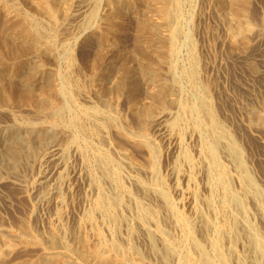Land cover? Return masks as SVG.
<instances>
[{"label":"rangeland","instance_id":"1","mask_svg":"<svg viewBox=\"0 0 264 264\" xmlns=\"http://www.w3.org/2000/svg\"><path fill=\"white\" fill-rule=\"evenodd\" d=\"M41 1L0 0V98H2L1 89L6 90L12 86L17 87L16 90H22L33 84L37 89L36 93L42 97V87L51 81L59 95L55 102L61 113L60 116H56L59 123L52 124L45 117L42 118L41 112L25 102L5 104L3 108L0 107V163H3L0 168V246L5 249L0 264L31 261L39 255L48 254L54 248L55 251L59 250L68 256L75 264H93L91 258L83 257L81 253L101 245L107 251L106 254L103 253L104 257L111 258L115 254L113 257L115 262L123 260L128 264H161L163 260L159 259V252L167 249L172 257L169 254L171 257L169 263L165 261L162 264H202V254L196 248L195 241L198 242L200 239L204 251H210V255L211 247L202 240L199 226L192 219L193 199L196 200L198 212L204 210V214L201 211L199 214L210 216L215 224L222 223L225 214L220 195L222 189L217 190L215 199L213 198L214 203L210 204L208 201L211 196L209 187L220 181L219 172L224 170L228 171L226 176L229 174L230 178L240 174L243 181L246 177L253 179V185L264 198V122H259L264 121V88L261 92L259 90V87H264V78L259 77L263 70L262 65L257 66L258 63L261 64L259 53L264 46V0H171L174 19L170 25L166 24L161 16L159 5L148 0H143L134 10H125L121 16L112 20L113 22L108 18L112 13L110 8L114 0H100L101 2L61 0L65 3V7L67 5V10L63 9L55 19L48 17L43 10H38L36 6ZM33 4L36 6L34 7ZM239 18L243 19L240 24ZM60 22L62 23L59 24ZM249 24L252 25L250 30L246 29ZM36 27L46 36L48 35L50 49L41 54L30 52L24 55L21 51L24 39L19 33L24 28ZM262 37L263 39H260ZM41 46L44 49L47 43L44 41ZM164 52L169 54V64L164 67L170 87V91L164 96L169 104L165 106L166 108L154 98L153 94L158 89L157 83L146 72L147 61L152 60L157 63ZM97 53L102 56L100 62L96 61ZM123 57L126 61L122 59ZM128 59L129 61L131 59L129 63ZM244 77L256 78L259 83L255 89L252 88L250 95L243 89ZM133 79L138 81L137 85L140 88L137 87L138 90L133 91L135 94L127 87L119 86L120 81L129 84ZM233 94H236L237 101L234 100ZM247 97L251 98L250 104ZM134 104L140 108L142 106L150 108L152 117H155L156 113L158 115L165 113L163 122H160L162 128H159L162 132L168 130L170 137H165L158 127L153 128V122L146 123L144 132L143 129H139L141 127L138 128L137 125L140 126V120L138 117H133ZM202 108L207 111L206 115L210 114V116L204 115ZM231 108L232 110H228ZM156 110H160V113ZM210 110L215 113L216 119L221 120V124L225 125V129L228 126L226 134L237 138L234 139L239 143L238 148L241 147L240 156L244 157L242 158L244 163L246 160L245 171L229 160L221 142L218 144L221 147L217 146L218 150L216 149L215 152L216 161L213 160ZM25 115L27 117H24ZM226 117L230 118V121L233 120L230 122ZM260 117L261 119L257 120ZM248 120L253 121L251 129L246 126ZM229 122L232 124L230 125ZM41 128H44L43 134L46 136L45 144L42 146L39 139ZM29 144L35 145L33 156L29 159L25 158L21 165L11 170L9 152L18 145ZM220 148L223 149L221 152ZM48 149H55L54 156L43 159ZM210 151V157H207ZM258 155L262 156V159H258ZM30 158L34 161L29 162ZM176 162L177 167L173 165ZM204 162L205 164L207 162L206 166ZM230 162L235 164V168ZM215 166L219 167L216 169ZM204 168L206 171L203 170ZM217 170L218 173L215 172ZM232 178L229 179L227 176L232 189L243 196L241 194L243 186ZM161 192L167 194L169 200H165ZM253 197L258 200L254 192L244 197L245 204H248L243 213L236 203L234 204L236 207L234 205L231 207V212L235 214L236 224L240 223L239 219L243 217L244 219L249 217L246 221L252 225L256 224L255 227L259 224L260 231L259 227L257 229L264 241V229H262L264 226L261 225L264 224L263 218H259V216L263 217V213ZM101 198L106 203L117 202L115 211L120 218L117 223L108 219V213L97 209ZM217 199L220 201L217 202ZM204 201L207 205H204L206 204ZM202 205L203 207H200ZM147 209L155 213L154 218H157V221L147 215ZM247 212L248 214H244ZM87 214L94 216L93 222L89 224H86ZM180 215L188 218H186L187 225L178 221ZM162 219L170 220L162 222ZM188 222L194 229L191 230ZM161 223H164V226ZM50 224L63 231L61 233L59 230L60 241L57 243L62 244L59 247H56L58 244H51L48 238L45 239L46 236L48 237L46 233L49 234ZM115 225L117 226L114 227ZM97 231L102 237L104 236L103 244L98 240ZM24 232L26 233L23 235ZM150 232L159 235V238L165 235L169 244L156 239V249L151 250L153 247L148 237ZM211 235L210 238L216 237ZM191 237L193 240L197 239L193 241ZM239 240L241 242H238ZM238 241L225 240L223 243L224 250H228L231 245L235 250L236 254L233 252L230 264H237L235 261L238 254L242 255L245 250L242 244L245 242L244 239ZM233 242L235 244L237 242V246ZM164 244L170 247L166 248ZM114 245L122 246V252L117 253ZM103 248L101 249L104 252ZM194 249L198 250V254ZM210 264H214V261Z\"/></svg>","mask_w":264,"mask_h":264},{"label":"bare ground","instance_id":"2","mask_svg":"<svg viewBox=\"0 0 264 264\" xmlns=\"http://www.w3.org/2000/svg\"><path fill=\"white\" fill-rule=\"evenodd\" d=\"M54 1V2H53ZM66 1V0H65ZM87 1V0H86ZM95 1V0H94ZM100 1V0H99ZM143 0H114V2L112 3V8H110V9H112V13H111V15L109 16V18H108V20H110V21H112V20H114V19H116V18H118L119 16H121L123 13H124V11L125 10H130V9H135L137 6H139V4H141V2H142ZM150 3H154V4H157V5H159L158 6V9H159V12H160V14H161V16L163 17V19H164V21H165V23L166 24H169L170 25V23L172 22V20L174 19V12H173V8L171 7V5H170V3H171V0H148ZM101 2V1H100ZM99 2V3H100ZM29 3V2H28ZM27 3V4H28ZM32 3V2H31ZM94 3V2H93ZM17 4V3H16ZM62 4V5H61ZM68 4H69V2H68ZM145 4V3H144ZM34 5V4H33ZM32 5V6H33ZM71 5V4H70ZM94 5V4H93ZM108 5V4H107ZM172 5H173V3H172ZM176 5V4H175ZM36 5H34V7H35ZM99 6V5H98ZM97 6V7H98ZM37 8H38V10L39 9H41V10H43L46 14H47V16L48 17H50V18H56L61 12H62V10L64 9V10H67V5H66V7H65V3L64 2H61V0L59 1V0H42L40 3H37V6H36ZM77 7H78V5H77ZM76 7V8H77ZM147 7V6H146ZM16 8H18V7H16ZM33 8V7H32ZM75 8V7H74ZM80 8V7H79ZM99 8V7H98ZM82 9V8H81ZM96 9V8H95ZM247 9V8H246ZM12 10H13V8H12ZM18 10V9H17ZM32 10V9H31ZM37 10V9H36ZM41 10H40V12H41ZM75 10V9H74ZM80 10V9H79ZM79 10H77V11H79ZM20 11V10H19ZM35 11V10H34ZM76 11V12H77ZM94 10H92V12H93ZM177 11V10H176ZM228 11V10H227ZM235 11V10H234ZM247 11V10H246ZM65 12V11H64ZM96 12V11H95ZM233 12V11H232ZM45 13H43V15L45 14ZM224 13V12H223ZM178 13H176V15H177ZM218 14H220V13H218ZM244 14V13H243ZM90 15V14H89ZM175 15V16H176ZM228 16V15H227ZM246 16H247V14H246ZM245 16V17H246ZM62 17V16H61ZM242 17H243V15H242ZM223 19V18H222ZM59 20V19H58ZM62 20V19H61ZM61 20H59V21H61ZM243 19L242 18H239V24L241 23V21H242ZM51 21V20H50ZM57 21V20H56ZM58 21V22H59ZM117 21V20H116ZM145 21V20H144ZM230 21H232V20H230ZM113 22V21H112ZM173 22H175V21H173ZM62 22H60L59 24H61ZM146 23V22H145ZM247 23V22H246ZM41 24V23H40ZM157 24V23H156ZM232 24H233V22H232ZM244 24V23H243ZM148 25V24H147ZM159 25V24H158ZM149 26V25H148ZM243 25H241V27H242ZM249 27L248 28H246V29H249L250 30V28L252 27V25H248ZM234 27H235V24H234ZM240 27V28H241ZM246 27V26H245ZM173 28V27H172ZM56 29V28H55ZM114 29V28H113ZM234 29H236V28H234ZM252 29V28H251ZM45 31V30H44ZM49 32V31H48ZM173 32V31H172ZM228 32V31H227ZM236 32V31H235ZM13 33V32H12ZM11 33V34H12ZM50 33V32H49ZM48 33V34H49ZM157 33V32H156ZM177 33V32H176ZM258 33V32H257ZM256 33V34H257ZM261 33V32H260ZM10 34V35H11ZM20 36L24 39L23 41H22V44H21V51H22V53L24 54V55H27V54H29L30 52H33V53H35V54H41L42 52H44V51H48L49 49H50V42L48 41V35L46 36L45 34H44V32H42L39 28H24V29H22L21 31H20ZM173 34V33H172ZM15 35V34H14ZM54 35V34H53ZM235 35V34H234ZM260 35V34H259ZM153 37V36H152ZM172 37H174V36H172ZM261 37V36H260ZM264 37V36H263ZM263 37L262 38H260V39H263ZM46 42L47 43V47L46 48H44V49H42V46H41V44H42V42ZM161 41V40H160ZM12 42V41H11ZM10 42V43H11ZM96 42V41H95ZM3 43V42H2ZM13 43V42H12ZM19 43H21V42H19ZM167 43V42H166ZM18 44V43H17ZM96 44V43H95ZM94 44V45H95ZM158 44V43H157ZM20 45V44H19ZM264 45V44H263ZM11 47V46H10ZM14 47V46H13ZM20 48V47H19ZM15 50V49H14ZM91 50V49H90ZM18 51V50H17ZM20 51V52H21ZM94 51V50H93ZM12 52V51H11ZM15 52H16V50H15ZM82 52H84V51H82ZM95 52V51H94ZM172 52V51H171ZM7 53V52H6ZM19 52H16V54H18ZM87 53V52H86ZM131 53V52H130ZM47 54H48V52H47ZM91 54V53H90ZM129 54V53H128ZM4 55V54H3ZM19 55V54H18ZM259 55H260V58H259V61L261 62V64H257V66L258 65H262V67H263V70L261 71V76H259V77H261V78H264V46L262 47V49H261V51H260V53H259ZM11 56V55H10ZM16 56V55H15ZM22 56V55H21ZM38 56H40V55H38ZM161 56V55H160ZM7 57H8V55H7ZM44 57V56H43ZM102 56H101V54L100 53H97L96 54V61L97 62H100L99 60H100V58H101ZM115 57V56H114ZM113 57V58H114ZM117 57V56H116ZM127 57V56H126ZM150 57V56H149ZM152 57H153V55H152ZM34 58V57H33ZM93 58V57H92ZM104 58H105V56H104ZM160 58V57H159ZM30 59V58H29ZM43 59V58H42ZM102 59V58H101ZM123 60H125L126 61V59H124V57L122 58ZM13 60V59H12ZM43 60H45V59H43ZM47 60V59H46ZM52 60H54V58H52ZM84 61H85V59H83ZM107 60H109V59H107ZM170 60H172L171 58H170ZM253 61L252 62H254V59H252ZM255 60H256V58H255ZM87 61V60H86ZM110 61V60H109ZM122 61V60H121ZM124 61V62H125ZM130 61H131V59H130ZM129 61V59H128V63L130 62ZM169 54H168V52H164L163 53V55L161 56V58L159 59V61L157 62V63H154L152 60H148L147 61V63H146V68H147V74L149 73L152 77H153V79H154V81L157 83V87H158V89L154 92V94H153V96H154V98H156V100H157V102L158 103H160L162 106H164V108H166L165 106H167V105H169L168 104V102L164 99V96H165V94L166 93H168V91H170V87H169V83H168V79H167V77L165 76V69H164V67L166 66V65H168L169 64ZM41 62H42V60H41ZM51 62H53V61H51ZM89 62V61H88ZM106 62V61H105ZM173 62V61H172ZM248 62V61H247ZM252 62H250V64H252ZM140 63H141V61H140ZM48 64V63H47ZM95 64H96V62H95ZM99 64V63H98ZM107 65V64H106ZM135 65V64H134ZM8 66V65H7ZM96 66V65H95ZM114 66V65H113ZM4 67V66H3ZM103 67V66H102ZM107 68V67H106ZM135 68H137V66L135 67ZM167 69V68H166ZM258 70V69H257ZM110 71V70H109ZM135 71V70H134ZM145 70H143V72H144ZM102 72V71H101ZM260 72V71H259ZM105 73V72H104ZM138 73V72H137ZM140 73V72H139ZM138 73V74H139ZM167 73H169V72H167ZM173 74V73H172ZM55 75V74H54ZM104 75V74H103ZM122 75V74H121ZM134 75V74H133ZM135 75H137V74H135ZM107 76V75H106ZM129 76V75H128ZM55 77V76H54ZM120 77V76H119ZM145 77V76H144ZM53 78V77H52ZM121 78V77H120ZM142 78V77H141ZM104 79V78H103ZM122 80V79H121ZM142 80V79H141ZM13 81H15V80H13ZM117 81V80H116ZM138 82V81H137ZM137 82H136V80H132L129 84H125L123 81H120V83H119V86L120 87H127L129 90H132L131 92H133V91H136V90H138L137 89V87H138V85H137ZM142 82V81H141ZM256 82V83H255ZM144 83V82H143ZM16 84V83H15ZM149 84H151V83H149ZM243 89H245L246 91H248L249 93V95L251 94V92L253 91V89H255V87L257 86V85H259V83H258V81H257V79L256 78H252V79H249V78H247V77H244L243 78ZM145 86V85H144ZM204 86H206V85H204ZM264 86V85H263ZM10 87V86H9ZM106 87V89H107V86H105ZM119 87V88H120ZM148 87V86H147ZM175 87V86H174ZM1 88V87H0ZM16 88L17 87H10L9 89H1V91H2V98H0V107H2L3 105H5V104H16V103H18L19 104V102H25V103H27L28 105H30V106H32L33 108H35L36 109V111H38V112H41V116H42V118H44L45 117V119H48L50 122L49 123H52V124H57V123H59V121H58V119L56 118V116L58 117V115L60 116V108H58V106L56 105V102H55V99L59 96L58 95V93H57V91H56V89H55V87L53 86V84H52V82L51 81H49V82H47V84L45 85V86H43L42 88V90H43V93H42V97L40 96V95H38L37 93H36V90L37 89H35V87H34V84L33 85H28L26 88H24V89H17L16 90ZM23 88V87H22ZM119 88H118V90H119ZM139 88V87H138ZM142 88V87H141ZM208 88V87H207ZM206 88V89H207ZM253 88V89H252ZM260 89V92H261V90L264 88V87H259ZM140 89V88H139ZM143 89H144V87H143ZM148 89V88H147ZM202 90H203V88H201ZM205 89V90H206ZM242 89V90H243ZM128 90V91H129ZM145 90V89H144ZM208 90V89H207ZM264 90V89H263ZM38 91H39V89H38ZM41 91V90H40ZM67 91V90H66ZM171 91H173V90H171ZM65 92V91H64ZM115 92V91H114ZM153 92V91H152ZM264 92V91H263ZM97 93V92H96ZM134 93V92H133ZM60 95H61V93H59ZM115 94V93H114ZM135 94V93H134ZM208 94H210V93H208ZM247 94V95H248ZM66 95V94H65ZM258 95V94H257ZM62 96V95H61ZM64 96V95H63ZM117 97H118V95H116ZM203 96V95H202ZM232 96V95H231ZM245 96V95H244ZM263 96V95H262ZM110 97V96H109ZM134 97H135V95H134ZM251 97V96H250ZM253 97V96H252ZM259 97V96H258ZM232 98V97H231ZM233 98H234V100L235 101H237V97H236V94H233ZM248 98V97H247ZM255 98V97H254ZM116 98L114 97V100H115ZM240 99V98H239ZM238 99V100H239ZM245 99V98H244ZM249 99V98H248ZM251 99V98H250ZM249 99V104H250V100ZM256 99V98H255ZM258 99V98H257ZM106 100V99H105ZM113 100V101H114ZM203 100V99H202ZM207 100H209L208 98H207ZM110 101H111V99H110ZM152 101V100H151ZM201 101V100H200ZM204 101H206L205 100V97H204ZM244 101V100H243ZM242 101V102H243ZM247 101V100H246ZM260 101H262V99H260ZM209 102V101H208ZM224 102H228V101H224ZM241 102V101H240ZM247 102V103H248ZM255 102V101H254ZM254 102H253V104H254ZM258 102V101H257ZM140 103H142V102H140ZM172 103H173V101H172ZM238 103H239V101H238ZM243 103H245V102H243ZM26 104V105H27ZM59 104V103H58ZM112 104H114V102L112 103ZM111 104V105H112ZM174 104V103H173ZM204 104H205V102H204ZM226 104V103H225ZM135 105V104H134ZM137 105H139V104H137ZM227 105H229V104H227ZM230 105H232V104H230ZM234 105H235V102H234ZM245 105H246V103H245ZM244 105V106H245ZM248 105V104H247ZM15 105H13V107H14ZM114 106V105H113ZM131 106V105H130ZM226 106V105H225ZM9 107V106H8ZM28 107V106H27ZM235 107V106H234ZM250 107V106H249ZM252 107H254L253 105H252ZM3 108V107H2ZM10 108H11V106H10ZM18 108V107H17ZM62 108L64 109V107L62 106ZM131 108V107H130ZM205 108V107H204ZM233 108V107H232ZM232 108L231 109H228V110H232ZM247 107H244V109H246ZM256 108V107H255ZM258 108L260 109V107L258 106ZM15 109V108H14ZM22 109V108H21ZM132 109V108H131ZM203 109V108H202ZM205 109H207V108H205ZM224 109H225V107H224ZM236 109V108H235ZM240 109V108H239ZM242 109H243V107H242ZM22 110H24V109H22ZM26 110V109H25ZM30 110H33V109H30ZM165 110V109H164ZM209 109H207V111H208ZM213 110H215V109H213ZM249 110H251V109H249ZM6 112H7V110H5ZM13 111V110H12ZM27 111V110H26ZM25 111V112H26ZM131 111V110H130ZM157 112H159L158 110H156ZM207 111H204V109H203V112H204V115H206V113H207ZM211 111V110H210ZM234 111V110H233ZM246 111H248V110H246ZM245 111V114L247 113ZM4 112V111H3ZM37 112V113H38ZM132 112H134V114L135 115H133V117L135 116V117H138V119L140 120V126H139V124L137 125V127L139 128V127H141V128H139V129H143V132H144V129L146 128V123L148 122H153V124H154V127L153 128H157L158 127V129H159V131L160 132H162V130L159 128V127H161V125H160V122H163V120H164V118H163V115L165 114V113H160L159 115L156 113V116L155 117H152V115H151V113H150V108H148L147 109V107H138V106H134L133 107V111ZM132 112H131V114H132ZM206 112V113H205ZM214 112V111H213ZM224 112V111H223ZM228 112V111H227ZM235 112H238V111H235ZM253 112V111H252ZM256 112V111H255ZM5 113V112H4ZM29 113V112H28ZM31 113H32V111H31ZM226 113V112H225ZM232 113H234V112H232ZM248 113H249V111H248ZM14 113H12V115H13ZM32 114H34V112L32 113ZM36 114V113H35ZM237 114V113H236ZM236 114H233V116L234 115H236ZM252 114V113H251ZM44 115V116H43ZM158 115V116H157ZM167 115V114H166ZM243 115V114H242ZM241 115V116H242ZM250 115V114H249ZM260 115H263V114H260ZM259 115V116H260ZM17 116V115H16ZM15 116V117H16ZM36 116V115H35ZM34 116V117H35ZM64 116V115H63ZM207 116V115H206ZM208 116H210V114L208 115ZM207 116V117H208ZM226 116V115H225ZM252 116V115H251ZM24 117H27L26 115L24 116ZM40 117V116H39ZM166 117V116H165ZM211 117H212V121H211V123H212V125H211V127H212V134H213V142L211 141V143H212V155H213V160H215V158H216V156H215V152H216V149H217V146H218V144H220V142L221 143H223L224 144V148H225V151L224 152H226V154L229 156V160H231L232 162H234L235 164H236V166L238 167V168H240V169H242L243 171H245L246 169H247V167H246V169H245V164H246V160H245V163H244V160L242 159V158H244V157H241L240 156V152H241V150L239 151V149L241 148V147H239L238 148V146H237V144H239V143H237L236 141H235V139H237V138H235V137H232V136H230V135H228V134H226L227 133V131H226V129H228V126H227V128L225 129V125L224 124H221V120L219 121L218 119H216V116H215V113H212V111H211ZM229 117V116H228ZM228 117H226V118H224V120L226 119V120H229L228 119ZM238 114H237V118L236 119H238ZM258 117V116H257ZM263 117V116H262ZM41 118V119H42ZM131 118H132V116H131ZM162 118H163V120H162ZM167 118V117H166ZM165 118V119H166ZM218 118H220V117H218ZM246 118H247V116H246ZM254 118V117H253ZM256 118V117H255ZM29 119V118H28ZM134 119H136V118H134ZM222 119V118H221ZM248 119V118H247ZM250 119H252V118H250ZM261 119V117L260 118H258L257 120H260ZM30 120V119H29ZM111 120V119H110ZM233 120V119H232ZM231 120V121H232ZM264 120V119H263ZM40 121V120H39ZM230 121V120H229ZM230 121V122H231ZM240 121V120H239ZM25 122V121H24ZM32 122V121H31ZM41 122V121H40ZM62 122V121H61ZM108 122V121H107ZM135 122V121H134ZM137 122V121H136ZM229 122V123H230ZM257 122V121H256ZM259 122H264V121H259ZM258 122V123H259ZM30 123V122H29ZM33 123H34V121H33ZM225 123H226V121H225ZM236 123V122H235ZM241 123V122H240ZM244 123V122H243ZM242 123V124H243ZM41 124H43L42 122H41ZM40 124V125H41ZM94 124H96L95 122H94ZM232 123H230V125H231ZM239 124V123H238ZM242 124H240V125H242ZM253 124V121L252 120H248V125H246V126H248V128H252V125ZM264 124V123H263ZM37 126H38V124H36ZM47 125V124H46ZM48 125H50V124H48ZM116 125V124H115ZM136 125V124H135ZM177 125V124H176ZM207 125H209L208 123H207ZM244 125V124H243ZM261 126V125H260ZM40 127V126H39ZM49 127V126H48ZM97 127V126H96ZM241 127V126H240ZM34 128V127H33ZM37 128V127H36ZM35 128V130H37ZM51 128V127H50ZM94 128V127H93ZM162 128V127H161ZM209 128V127H208ZM247 128V127H246ZM247 128V129H248ZM163 129H165V128H163ZM238 129V128H237ZM245 129V128H244ZM255 129H257V128H255ZM94 130V129H93ZM146 130V129H145ZM156 130V129H155ZM259 130V129H258ZM38 131V130H37ZM142 131V130H141ZM165 131V130H164ZM168 130H166L165 132H162L163 134H164V136L166 137H170V133H168L167 132ZM211 131V130H210ZM250 131V130H249ZM125 132V131H124ZM142 132V133H143ZM40 136H39V139H40V144H41V146L42 145H44L45 144V135L43 134L44 133V128H41V130H40ZM121 133V132H120ZM136 133V132H135ZM236 133H238L237 131H236ZM261 133V132H260ZM60 134V133H59ZM64 134V133H63ZM122 134V133H121ZM210 134H211V132H210ZM230 134H233V133H230ZM238 134H240V133H238ZM262 134V133H261ZM58 135V134H57ZM246 135V134H245ZM66 136V135H65ZM56 137V136H55ZM64 137V136H63ZM253 137V136H252ZM255 137H259V136H256L255 135ZM54 138V137H53ZM66 138V137H65ZM139 138V137H138ZM235 138V139H234ZM241 138V137H240ZM48 139V138H47ZM211 139V138H210ZM138 140H140V139H138ZM143 140V139H142ZM245 141L247 140V138L246 139H244ZM243 140V141H244ZM31 141H32V139H31ZM37 141H38V139H37ZM48 141V140H47ZM240 141H242L241 139H240ZM262 141V140H261ZM35 142H36V140H35ZM249 142V141H248ZM259 142V141H258ZM29 143H31V142H29ZM139 143V142H138ZM140 143H141V141H140ZM263 143H264V140H263ZM36 144V143H35ZM242 144V143H241ZM247 144H249V143H247ZM21 145V144H20ZM20 145H18L17 147H15V149H12L10 152H9V159H10V161H11V165H10V169L11 170H15L16 169V167L18 166V165H21V163H23V160L25 159V158H28L29 159V157H31V156H33V154L35 153V145L34 144H29V145H26V146H20ZM143 145V144H142ZM150 145V144H149ZM38 147H39V145H37ZM47 146V145H46ZM147 146V145H146ZM207 146V145H206ZM210 146V145H209ZM264 146V145H263ZM211 147V146H210ZM209 147V148H210ZM218 147H221V146H218ZM208 148V149H209ZM38 149V148H37ZM41 149H42V147H41ZM39 150V149H38ZM37 150V151H38ZM43 150V149H42ZM204 150V149H203ZM218 150V149H217ZM221 150H223V149H221L220 148V152H221ZM120 151H122V150H120ZM39 152H41V151H39ZM54 152H55V149H48V151H46V153L43 155V159H46V158H51V157H53L54 156ZM186 152V151H185ZM203 152V151H202ZM223 152V151H222ZM5 153H6V151H5ZM8 153V152H7ZM207 153H209V152H207ZM40 154V153H39ZM210 154H211V151H210V153H209V155H207V157L209 156L210 157ZM36 155V154H35ZM185 155H186V153H185ZM218 155V154H217ZM6 156H8V155H6ZM103 156V155H102ZM243 156V155H242ZM99 157V156H98ZM188 157H190V156H188ZM225 157H226V155H225ZM184 158V157H183ZM191 158V157H190ZM190 158H189V160H190ZM218 158V157H217ZM7 159V158H6ZM28 159H26V160H28ZM42 159V160H43ZM107 159V158H106ZM186 159V158H185ZM204 159H205V157H204ZM203 159V161H205ZM211 159V158H210ZM256 159H257V157H256ZM258 159H262V156H260V155H258ZM8 160V159H7ZM31 160L32 161H34L33 159H31L30 158V160H29V162H31ZM110 160V159H109ZM40 161V160H39ZM150 161V160H149ZM153 161V160H152ZM180 161H181V159H180ZM210 161V160H209ZM216 161V160H215ZM254 161V160H253ZM107 162V161H106ZM208 162V161H207ZM207 162H206V164H205V162L203 163V164H205V166L207 165ZM7 163H8V161H7ZM25 163V162H24ZM36 163V162H35ZM154 163V162H153ZM181 163V162H180ZM179 163V164H180ZM1 164V163H0ZM3 164V163H2ZM2 164H1V166H0V168H2ZM26 164H28V163H26ZM101 164V163H100ZM109 164V163H108ZM178 164V165H179ZM210 164V163H209ZM208 164V165H209ZM220 164V163H219ZM230 164L231 165H233L231 162H230ZM235 164L233 165L234 166V168H235ZM7 165V164H6ZM106 165V164H105ZM110 165V164H109ZM173 165H177V162L175 163V164H173ZM181 165V164H180ZM214 165H216V164H214ZM32 166H35V165H33L32 164ZM32 166H28L29 168H33ZM99 166V165H98ZM102 166V165H101ZM212 166V165H211ZM21 167V166H20ZM103 167V166H102ZM177 167V166H176ZM216 167V166H215ZM217 167H219V166H217ZM217 167H216V169H217ZM236 167V168H237ZM19 168V167H18ZM101 168V167H100ZM175 168V167H174ZM174 168H172V169H174ZM208 168H209V166H208ZM224 168V167H223ZM222 168V169H223ZM263 168V167H262ZM262 168H261V170H262ZM6 169V168H5ZM8 169H9V167H8ZM7 169V170H8ZM10 169H9V171H10ZM180 169V168H179ZM207 169V168H206ZM214 169V168H213ZM221 169V170H222ZM226 169V168H225ZM18 170V169H17ZM27 170V169H26ZM101 170V169H100ZM111 170V169H110ZM204 171H206L205 170V168L203 169ZM264 170V169H263ZM170 171H171V168H170ZM176 171H177V169H176ZM210 171V170H209ZM227 171V170H226ZM226 171L224 170V171H221V172H219L220 174V176H218V177H220L219 179H220V181L219 180H216V182L217 181H219L218 183H216L215 185H212V186H210L209 188H210V193H211V196H209L210 197V199H209V201H208V203H214L213 202V198L215 197V195H216V192H217V190L218 189H222V194H220L221 195V203H222V206L225 208V210H224V212H225V214H224V218H223V222L222 223H220V224H215V222L213 221V219L210 217V216H205V215H201L203 212H204V210L203 211H201L200 210V208H199V210L202 212L201 214H199V212H198V206H197V204H196V200L195 199H193V201H192V205H191V208H192V212H193V214H194V216H193V221L196 223V225H198L199 226V229H200V234H201V238H202V240L203 241H205V242H207V243H209V245H210V247H211V255H210V251L208 252V251H204V249L205 248H203V246L201 245V240L200 239H198V242L197 241H195V240H193V238H192V240L193 241H195V243H196V248L199 250V251H201V256H202V259H203V261H202V264H210V262H212V261H214V264H230V259H232V255H234L233 254V252L235 253V250H233V247H232V245H231V247H229V249L227 250H224V248H223V243H224V241L225 240H229V241H233V240H237L238 241V239H244V241L245 242H243L242 244H243V247H244V252H243V254L241 255L240 253V255L238 254V256H237V259H236V257H235V259L237 260V261H235L234 259V261H235V263H237V264H262V262L264 261V241L262 240V235L261 234H259L260 232V226H259V224H258V226L257 227H259V231H258V229H257V227H255L256 226V224H254V225H252V224H249L247 221H246V219L248 218V220H249V217H247L246 219H244V217L242 218V219H239V220H241L240 221V223L238 222L237 224H236V217H235V214H233L232 212H231V207L236 203L237 204V206L239 207V210L241 209V213H243L244 211H245V208H246V206H247V204H245V201H244V197H246V196H248L249 195V193L250 192H254V194H255V196H257V198H258V200L255 198V197H253V199L255 200V202H256V204H257V207H259V210H261V212L263 213V217L261 216H259V218H263L262 219V223H264V198L260 195V192L258 191V188L256 187V186H254L253 185V183H252V180L249 178V177H246V180L245 181H243V179L241 178V176H240V174H235L234 176H233V178L232 179H234L236 182H238L240 185H242L243 187H242V189H243V193H241L243 196H241L240 195V192L237 194V193H235L234 192V190L232 189V187H231V185H230V182H229V179H231L230 177H229V174L227 175L228 176V180H227V176H226ZM236 171V170H235ZM4 172V171H3ZM2 172V173H3ZM23 172V171H22ZM172 172V171H171ZM174 172V171H173ZM180 172V171H179ZM179 172H178V175H179ZM182 172V171H181ZM215 172H217L218 173V170L217 171H215ZM215 172H214V174H215ZM228 172V171H227ZM258 172V171H257ZM1 173V172H0ZM5 173V172H4ZM8 173V172H7ZM13 173V172H12ZM237 173V172H236ZM242 173V172H241ZM263 173V172H262ZM14 174V173H13ZM20 174H22L21 172H20ZM171 174V173H170ZM173 174V173H172ZM175 174V173H174ZM245 174V173H244ZM5 175V174H4ZM6 175H8V174H6ZM10 175V174H9ZM15 175H17V173H15ZM23 175V174H22ZM114 174L112 173V176H113ZM256 175V174H255ZM257 175H259V174H257ZM260 175H261V173H260ZM264 175V174H263ZM111 176V175H110ZM171 176V175H170ZM174 176H176V175H174ZM173 176V177H174ZM230 176H231V174H230ZM1 177V176H0ZM23 177V176H22ZM179 177V176H178ZM178 177H176V178H178ZM261 177V176H260ZM264 177V176H263ZM3 178H4V176H3ZM212 178V177H211ZM245 178V177H244ZM261 179V178H260ZM263 179V178H262ZM176 180V179H175ZM208 180V179H207ZM140 181V180H139ZM157 181V180H156ZM156 181L154 182V183H156ZM159 181V180H158ZM157 181V182H158ZM260 181V180H259ZM161 182V181H160ZM175 182V181H174ZM211 182V181H210ZM212 182H213V180H212ZM175 183H177V182H175ZM262 183V182H261ZM260 183V184H261ZM160 184V183H159ZM208 184V183H207ZM238 184V185H239ZM144 185H146V184H144ZM154 185V184H153ZM161 185V184H160ZM163 185H164V183H163ZM163 185H162V187H163ZM175 185V184H174ZM178 185V184H177ZM176 185V186H177ZM157 186V185H156ZM155 186V187H156ZM264 186V185H263ZM150 187V186H149ZM178 187V186H177ZM176 187V188H177ZM151 188H153V187H151ZM156 188H158V187H156ZM155 188V189H156ZM160 188V187H159ZM147 189H149V188H147ZM220 189V190H221ZM150 190V189H149ZM163 191H164V189H162ZM253 190H255V191H253ZM263 190V189H262ZM261 190V191H262ZM236 191V190H235ZM242 192V191H241ZM146 194V193H145ZM161 194L163 195V198L165 199V200H169V196L167 195V194H164V192L162 193L161 192ZM264 194V193H263ZM105 196V195H104ZM254 196V195H253ZM106 197V196H105ZM111 197H113V196H111ZM195 197V196H194ZM217 197H219L218 195H217ZM122 199V198H121ZM205 199V198H204ZM215 199V198H214ZM219 199V198H218ZM217 199V202L218 201H220V200H218ZM114 200V199H113ZM198 200V199H197ZM249 200H251V198L249 199ZM117 201V200H116ZM202 201H203V199H202ZM246 201H248L247 199H246ZM169 202V201H168ZM117 203V202H116ZM116 203L115 202H110V203H106L105 202V200H103V198H101L100 200H99V202H98V204H97V209L98 210H101V211H103V212H106V214L108 213L109 214V220L111 219V220H113V221H117V220H119L120 218H118L117 217V214H116V212L117 211H115V205H116ZM203 202H201V204H202ZM204 203H206L205 201H204ZM220 204V203H219ZM250 204H251V202H250ZM120 205V204H119ZM168 205V204H167ZM204 205H207V203L206 204H204ZM216 205V204H215ZM235 206V205H234ZM165 207V206H164ZM200 207H203V205L202 206H200ZM236 207V206H235ZM149 208V207H148ZM167 208V207H166ZM205 208V207H204ZM219 208V207H218ZM146 209V208H145ZM217 209V208H216ZM221 209V208H220ZM235 209V208H234ZM247 209V208H246ZM172 210V209H171ZM210 211H211V209H209ZM222 210V209H221ZM239 210H238V208H237V212H239ZM255 210H256V208H255ZM258 210V209H257ZM258 210V211H259ZM101 211H99V212H101ZM142 211H144V210H142ZM173 211V210H172ZM206 212H207V210H205ZM215 211V210H214ZM217 211V210H216ZM102 212V213H103ZM146 213H147V215L148 216H151V218H154L155 217V213L154 212H152L151 210H146ZM211 213H212V211H211ZM214 213V212H213ZM232 213V214H231ZM204 214V213H203ZM219 214V213H218ZM244 214H248V212L247 213H244ZM258 215L260 214V213H257ZM88 215V214H87ZM159 215V214H158ZM169 215V214H168ZM257 215V216H258ZM261 215V214H260ZM105 216V215H104ZM121 216V215H120ZM191 216V217H192ZM219 216H222V215H219ZM94 217V216H93ZM93 217L91 216V215H88V217H87V219H86V224H89L90 222H93ZM124 217V216H123ZM144 217H146V216H144ZM214 217V216H213ZM217 217V216H216ZM242 217V216H241ZM147 218V217H146ZM159 218V217H158ZM166 218V217H165ZM168 218H169V216H168ZM170 218H171V216H170ZM187 218V217H186ZM183 215H180L179 217H178V221L180 222V223H182V224H185V225H187V219H186ZM215 218V217H214ZM84 219V218H83ZM126 219V218H125ZM155 219V218H154ZM167 219V218H166ZM165 219V220H166ZM218 219H219V217H218ZM158 219L156 218L155 219V221H157ZM163 220L164 219H162L161 221L163 222ZM164 220V221H165ZM170 219H168V221H169ZM220 220H221V218H220ZM108 221V220H107ZM167 221V220H166ZM167 221V222H168ZM190 221V220H189ZM192 221V224H194V222ZM251 221V220H250ZM249 221V222H250ZM23 222V221H22ZM172 222H173V220H172ZM81 223V222H80ZM117 223V222H116ZM121 223H124V222H122L121 221ZM158 223V222H157ZM189 223V222H188ZM251 223V222H250ZM23 224V223H22ZM113 224H114V222H113ZM162 224V223H161ZM160 224V226H164V223L161 225ZM167 224V223H166ZM170 224H172V223H170ZM191 224V225H192ZM28 225V224H27ZM26 225V226H27ZM93 225V224H92ZM189 225H190V223H189ZM190 225V228H191V230H192V226ZM195 225V224H194ZM261 225H263L264 226V224H261ZM24 226V225H23ZM117 225H115L114 227H116ZM120 226V225H119ZM50 230H49V234H48V232L46 233V235H48V237L46 236H44L45 237V239L46 238H48V241L51 243V244H53V245H55V244H58V246L56 245V247H59V245L61 244H59V243H57V242H59L60 241V235H59V233L61 232H63V231H61L60 230V228H58L57 226H55L54 224H50ZM82 227V226H81ZM262 227V226H261ZM22 228V227H21ZM25 228V227H24ZM26 228H28V227H26ZM79 228H80V226H79ZM78 228V229H79ZM84 228V227H83ZM118 228V227H117ZM159 228H161V227H159ZM187 228H189V227H187ZM136 230H137V228H135ZM194 229V228H193ZM198 229V228H197ZM262 229H264V228H262ZM24 230V229H23ZM32 230V229H31ZM59 230H60V232H59ZM64 230V229H63ZM80 230H81V228H80ZM79 230V231H80ZM162 230V229H161ZM163 230H164V228H163ZM191 230L189 229V235H191L192 233H191ZM48 231V230H47ZM65 231V230H64ZM83 231V230H82ZM115 231H117V230H115ZM135 231V230H134ZM26 232H28V231H26ZM26 232H24L23 233V235L26 233ZM31 232V231H30ZM33 232V231H32ZM96 232V231H95ZM264 232V231H263ZM65 233H66V231H65ZM76 233V232H75ZM28 234V233H27ZM26 234V236H28ZM32 234V233H31ZM34 234V233H33ZM96 234V233H95ZM195 234V233H194ZM193 234V235H194ZM211 234H213V235H216V237L215 238H210V236H212ZM263 234V233H262ZM77 235V234H76ZM188 235V234H187ZM197 236L199 235V234H196ZM74 236V235H73ZM78 237H79V235H77ZM97 236H98V240L100 241V243L101 244H103V237H102V234L99 232V231H97ZM196 236V237H197ZM200 236V235H199ZM34 237V236H33ZM85 237V236H84ZM83 237V238H84ZM149 238H150V242H151V246L153 247V249H151V250H154V249H156V239H160V240H162L164 243H166L168 240H167V238L165 237V235H163L162 236V238H159V235H156V234H153L152 232H150L149 233V236H148ZM158 237V238H157ZM168 237V236H167ZM29 238H30V236H29ZM35 238V237H34ZM41 238V237H40ZM64 238V237H63ZM148 238V239H149ZM190 238V237H189ZM62 239V238H61ZM27 240V239H26ZM40 240H42V239H40ZM62 240H64V239H62ZM75 240V239H74ZM200 240V241H199ZM83 241V240H82ZM203 241H202V244H203ZM36 242V241H35ZM79 242V241H78ZM228 242V241H227ZM238 242H241L240 240L238 241ZM40 243V242H39ZM48 243V242H47ZM75 243V242H74ZM86 243V242H85ZM112 243V242H111ZM159 243V242H158ZM192 243H194V242H192ZM232 243V242H231ZM234 243V242H233ZM36 244H38V243H36ZM41 244V243H40ZM167 244H169L168 242H167ZM228 244H230V243H228ZM235 244V243H234ZM240 244V243H239ZM48 245H50V244H48ZM62 245V244H61ZM60 245V246H61ZM64 245V244H63ZM74 245V244H73ZM113 245V244H112ZM165 245V244H164ZM205 245V244H204ZM236 246H237V242H236V244H235ZM102 246V245H101ZM101 246H96L94 249H92L91 251H88V250H84L82 253H81V255H83V257L84 256H86V257H88V258H91L92 260H93V264H128L126 261H123V260H119V262H115L114 260H113V257H114V255L113 256H111V258H109L108 256H107V258L106 257H104V255H103V253L104 254H106L105 252H107V251H105L106 249L105 248H103V247H101ZM130 246V245H129ZM159 246V245H158ZM163 246V245H162ZM225 246H226V244H225ZM230 246V245H229ZM77 247H79V246H77ZM85 247V246H84ZM90 247V246H89ZM127 247V246H126ZM160 247V246H159ZM164 247V246H163ZM165 247L167 248V247H170L169 245L168 246H166L165 245ZM165 247H164V249H165ZM207 248H208V246H206ZM235 247V246H234ZM3 247H1L0 246V259L2 258V255H3V251L5 250H3L2 249ZM91 248V247H90ZM101 248H103V250H104V252L102 251V249ZM226 248V247H225ZM55 249V248H54ZM53 249V251H51V252H49L48 254H42V255H39L37 258H35V259H32L31 261H27V262H19V263H14V264H75L68 256H66L65 254H63V253H61V252H59V250L58 251H55ZM58 249V248H57ZM74 249V248H73ZM78 249V248H77ZM80 249V248H79ZM81 249H82V247H81ZM127 249V248H126ZM169 249V248H168ZM236 249V248H235ZM76 250V249H75ZM114 250L117 252V253H120V252H122V246H120V245H114ZM134 251H136V249H133ZM158 250V249H157ZM170 250H172V249H170ZM195 250V249H194ZM197 250V251H198ZM206 250H208V249H206ZM210 250V249H209ZM50 251V250H49ZM109 251H110V249H109ZM115 251H114V253H115ZM193 251V250H192ZM196 251V250H195ZM196 251V252H197ZM81 252V251H80ZM137 252H138V250H137ZM241 252V253H242ZM111 253H113V252H110V254ZM160 253V257H159V259L161 258L162 260H163V262H165V263H167L168 262V260H169V258H171L172 257V255H171V253H169V251L167 250V249H165V250H163V251H160L159 252ZM123 254V253H122ZM138 254V253H137ZM169 254H170V256H169ZM194 254V253H193ZM197 254H198V252H197ZM236 254V253H235ZM109 255V254H108ZM191 255H192V253H191ZM106 256V255H105ZM119 256V255H118ZM139 256V255H138ZM141 256V255H140ZM159 256V255H158ZM187 256H189V255H187ZM212 256H214L213 257V259L214 260H212ZM79 257H80V255H79ZM82 257V256H81ZM82 257V258H83ZM134 257H135V255H134ZM196 257V256H195ZM126 258V257H125ZM138 258V257H137ZM140 258V257H139ZM194 258V257H193ZM84 259V258H83ZM128 259V258H127ZM197 259H198V256H197ZM3 260V259H2ZM86 260H88V259H86ZM161 260V261H162ZM212 260V261H211ZM188 261V260H187ZM190 261V260H189ZM192 261H193V259H192ZM197 261V260H196ZM232 261V260H231ZM129 262V261H128ZM162 262V263H163ZM191 262V261H190ZM198 262V261H197ZM130 263V262H129ZM161 263V264H162ZM169 263V262H168ZM233 263V262H232ZM199 264V263H198ZM264 264V263H263Z\"/></svg>","mask_w":264,"mask_h":264}]
</instances>
